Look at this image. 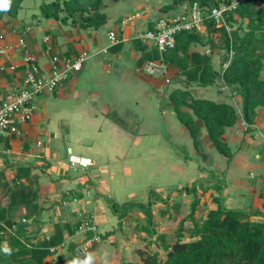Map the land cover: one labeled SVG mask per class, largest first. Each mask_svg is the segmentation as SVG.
<instances>
[{
	"label": "crops",
	"instance_id": "1",
	"mask_svg": "<svg viewBox=\"0 0 264 264\" xmlns=\"http://www.w3.org/2000/svg\"><path fill=\"white\" fill-rule=\"evenodd\" d=\"M139 6H143L142 0H135L132 16H116L111 18L112 21L108 18L109 28L100 36L97 32L102 27L96 31L79 30L51 19H46L45 23H40V19L34 24L29 18L37 15L39 10L28 5L21 6L16 20H0V106L7 94L23 85L21 60L25 51L36 58L41 71L46 74L52 70L55 55L68 59L82 51L88 55L83 67L71 78L55 90L34 98L29 118L21 122L20 116L15 117L17 133H6L0 140V208L8 205L9 192L13 188L24 187L28 191L20 193L10 205L15 214L20 213L14 218L17 227L31 235L38 231V242L50 235L54 223L80 221L81 226L76 232L65 235L64 243L56 248L53 261L59 254L66 262L77 258L74 254L67 260L71 254L66 247L68 241L76 242L81 234L85 237L86 231L81 233L83 222L95 224L100 232H110L91 248L93 252L105 255L106 260L113 258L120 251L119 245H125L124 241L121 244L115 238L120 231L115 230L117 223L121 221L122 230V223L136 209L128 210L119 219L112 212L110 203L120 206L131 197L134 198L132 202L144 203L149 199L163 202L164 194H175L172 190L178 188L177 159L181 158L175 146L180 139L189 142V178L186 175L185 181H189V187L195 186V197L198 198L202 190L209 192L214 204L213 197H221L227 207H257L264 211V109H258L254 124L257 129L252 136L244 133L245 124L241 119L226 130L225 138L233 150L236 149L230 162L209 141L202 121L193 116L199 141L195 148L188 130L173 111L170 92L165 90L177 69L165 64L164 75L156 77L145 73V63L149 61L145 52L150 45L137 38L147 29L145 16L136 11ZM113 19H117L118 28L109 24ZM110 30L116 34V43H111L108 37ZM12 34L16 35V41H12ZM19 39L23 40L24 47ZM192 49L202 51L205 48ZM218 53L217 50L213 52V62L222 67L227 64V56ZM118 61L128 62L130 67L123 66L118 72V80H110V72L114 70L111 66ZM11 65L17 66L11 69ZM114 84L123 87L119 89ZM125 85H130L128 91L137 94L134 100L130 99L136 109L132 113L124 110V103L118 99L120 93L127 91ZM218 92L229 98L228 103L238 106L239 97L221 80ZM148 108L152 115L159 114L166 121L168 132L165 136L142 127L141 118L144 119ZM71 154L88 157L91 164L86 168H70L68 157ZM216 185L220 187L216 188ZM136 191L138 197L133 194ZM30 192L37 196L32 203L20 201L27 198L22 195ZM190 192L193 194L192 189ZM248 196L251 197L249 202ZM34 203L41 208L40 216L22 221L26 210H31ZM0 227L11 230L1 217ZM91 231L94 237L95 232ZM84 237H81L84 244L92 239L84 240Z\"/></svg>",
	"mask_w": 264,
	"mask_h": 264
},
{
	"label": "trees",
	"instance_id": "2",
	"mask_svg": "<svg viewBox=\"0 0 264 264\" xmlns=\"http://www.w3.org/2000/svg\"><path fill=\"white\" fill-rule=\"evenodd\" d=\"M104 1L43 0L38 5L39 14L32 15V19H51L79 30L96 31L109 18L103 10ZM22 2L23 0H11L10 10L0 11V20H16ZM193 2L205 10L203 33L199 30L177 32L173 48L160 54L154 45H150L145 57L149 60H161L177 69V76L174 77L184 82L185 89L171 91L169 98L178 121L188 130L194 147L198 148L199 141L193 116L202 121L209 141L230 162L236 149L233 150L225 138L226 130L241 119L245 124L244 133L252 136L257 129L254 124L258 109H264V0H168L159 10L162 15L180 12ZM220 4L230 8L223 11L224 24L217 26L206 15V9ZM147 29H154V21H148ZM215 34L217 39L214 38ZM200 47L205 49H192ZM216 50L227 56L225 66L214 67L213 52ZM220 80L239 97V107L233 103L193 96L187 89L192 85L207 86ZM17 177L20 178V174L17 173ZM215 187L219 188L220 185ZM192 190L189 212L180 220L174 233L175 239L169 242L167 234L158 233L152 222L151 206L156 201H148L146 205L141 202H127L120 206L110 203L112 212L119 219L133 208L142 210L146 215L145 223H136L137 230L144 234L142 240L145 241L144 247L136 248L138 260L132 261L122 255L118 264H264V211L257 207H227L221 197H213L216 207L209 209L204 217H196L199 199L194 195L195 187ZM27 192L24 187L13 188L9 192L8 205L0 208L2 221L11 229L8 231L0 227V264H66L62 254L54 261L53 256L56 248L64 243L65 235L74 234L81 226L80 221L74 219L72 222L54 223L50 235L36 242L38 231L31 235L25 229L17 227L14 218L20 216V213L15 214L10 209V205L14 204L13 199L19 197L20 193ZM22 197L27 198L20 201L26 200L30 204L37 196L30 192ZM262 207L264 208V201ZM40 211L41 208L34 203L33 208L26 210L22 219L37 218ZM161 212L164 214L163 210ZM187 219L191 222L187 229L190 240H183V224ZM117 224L115 230H121V221ZM92 232L86 231L85 240L92 237ZM109 233L100 234L99 237L104 239ZM151 244L163 251V257L159 251L148 249ZM76 247L75 241L67 242L66 248L71 254L67 260L73 258ZM4 248L11 249V255H5L2 251Z\"/></svg>",
	"mask_w": 264,
	"mask_h": 264
},
{
	"label": "rangeland",
	"instance_id": "3",
	"mask_svg": "<svg viewBox=\"0 0 264 264\" xmlns=\"http://www.w3.org/2000/svg\"><path fill=\"white\" fill-rule=\"evenodd\" d=\"M43 0H25L22 2V7L28 5V7H37L36 9H38V5L42 2ZM168 0H142V4L143 6H139V9L136 10L137 12H139V14L145 16L146 19V23H148L149 20H155L158 16H161L162 13L159 10L162 5ZM141 2V1H140ZM29 3V4H28ZM135 4V0H119L117 2H113L110 0H105L104 4H103V10L108 14L110 21L112 17H119V16H125V18L132 16L135 11L132 12L131 8L132 5ZM142 7V8H140ZM39 10V9H38ZM38 12V11H37ZM39 14V12H38ZM37 14V15H38ZM30 22H33L34 24H36V20L32 19V16L29 18ZM46 19H41V21H39L40 23H45ZM109 21V22H110ZM58 22V21H57ZM117 19H113V22H110L109 24L112 26L117 27ZM145 22V20H144ZM59 24H62L60 22H58ZM202 26V25H201ZM103 28V29H102ZM101 28V31H98V35L100 36L102 33H105V31L108 30L109 26L106 24L104 25V27ZM201 32L203 33V27L200 28ZM12 41H16V35L12 34L11 36ZM214 38L217 39V34L214 35ZM220 56H222V53L219 52L218 53ZM129 66L128 62L125 61H118L114 64H112L111 68H113L114 70L112 72H110L109 79L110 80H118L119 74L118 72L120 71V69L123 66ZM214 67L219 68V64L218 63H214ZM146 73V71H145ZM147 74V73H146ZM262 75L264 76V72L262 73ZM156 76L157 75H153ZM112 83V82H111ZM117 84H114V86ZM127 91H125L122 95L120 93V95L118 96V99L121 100V102L124 103V110L128 111V112H135L136 109H134L135 104L132 100L130 99H135V96H137V94H132L131 91H128V88L130 87L125 85ZM117 87H119V89H121L123 87V85L118 84ZM134 87V86H133ZM136 88V87H135ZM177 88L180 89H185V86L183 85L182 82H180V80H177L175 77L171 78V81L169 83H167L165 85V90L167 92H171L176 90ZM218 88H219V81H215L213 84L211 85H207V86H198V85H192L191 87H187L188 90L191 91L193 96L196 97H203L205 99H210V100H214V101H222V102H229V98L228 97H224L222 96L219 92H218ZM118 93V92H116ZM115 97H117L115 95ZM127 100V102H125ZM142 110H140L141 112ZM155 114V113H154ZM158 114V113H156ZM142 119L141 123H144V125H142V127L146 128V129H152L154 131H157L160 135L165 136V134L168 132V125L167 123H165L166 121L164 119H161L156 115H152V110L151 109H147L146 112V116ZM138 128V127H136ZM189 142L186 141H182L181 139L178 141V144H176L175 149L178 148V153L181 156V158L177 159L179 161H177L178 165H177V170H178V188L172 190L175 191L172 196L170 195V192H164L167 194H164L163 199H164V203L161 201H156L152 204L151 208H152V222L154 224V228L156 229V231L161 232V233H166L167 234V241H173L175 239V230L178 228L179 226V222L180 220L188 214L189 212V204L190 201L193 197V194H191L190 190L193 189V187L195 186H190L189 187V181H185L186 179V175L189 178ZM216 151V150H215ZM147 165V164H146ZM181 165V166H180ZM172 179V176H171ZM168 180L170 181V178H168ZM172 181V180H171ZM173 182V181H172ZM190 188V189H189ZM136 195V197H138V191H136L135 193H133ZM195 195V194H194ZM199 197V205L196 211V217H204L206 212L211 209V207H215V204L211 202V197H209V192H202V190L199 191L198 193ZM196 196V195H195ZM151 198H153V195L150 196ZM167 197V198H166ZM165 198L167 200H165ZM250 196H248L246 198V200H250ZM134 199V198H133ZM132 197L131 199L126 200V202H132ZM150 201V199H149ZM148 202V200L143 203L144 205H146V203ZM249 202V201H248ZM205 203V204H203ZM172 204H176L175 206H171ZM161 210L163 211H167L165 214H162ZM145 223L146 222V215L144 214L143 211H140L139 209H136L133 211V214H130L128 216V218L125 220V222L122 223V230L118 231L116 234L118 235V237H115L119 242L122 241L125 242V245H123L122 247L119 245V249L120 251H117L113 258H110L108 260H106V256L105 255H101L100 252H93L91 245L96 244L97 242H99L101 240V238L99 237V235L103 232H100L97 227L95 226V224L91 225L92 227H94V232L95 235L94 237H92V239L87 243L84 244V242H82V238L84 237V233L83 231L81 233L78 240H76L77 243V247L81 250H83L84 252V256H88V254H91V256L93 257L92 261L90 262V264H116L117 261H119V259L121 258L122 255H125L127 257V259L132 260V261H137L138 260V256L135 253L136 248L138 247H144V243L145 241L142 240V234L140 235V232L137 230V226L136 223ZM84 223V222H83ZM189 226H191V222L189 221V219L185 220L183 227H184V231H183V240H190L189 238V234L187 229L189 228ZM124 234V235H123ZM126 237V238H123ZM144 237V236H143ZM154 238V237H152ZM75 239V237H74ZM85 240V239H84ZM126 247V248H125ZM149 250H157L160 252V256L163 257V251L158 249L156 247L155 244H151L148 247ZM75 256L77 257V255L75 254Z\"/></svg>",
	"mask_w": 264,
	"mask_h": 264
},
{
	"label": "built area",
	"instance_id": "4",
	"mask_svg": "<svg viewBox=\"0 0 264 264\" xmlns=\"http://www.w3.org/2000/svg\"><path fill=\"white\" fill-rule=\"evenodd\" d=\"M230 8L220 4L206 9V15L211 17L217 26L224 24L223 11ZM205 11V10H204ZM204 11L193 2L185 10L171 14L158 16L154 20V29H146L137 35V38L148 45H154L161 54L167 49H171L175 45V34L177 32L187 30H198L202 25V20L205 18ZM228 29V27H227ZM108 37L111 43H116L117 38L114 30L108 32ZM20 44L24 47L22 39H19ZM88 55L85 51L80 52L73 59L58 56L52 57V70L46 74L41 71L40 65L36 58L25 51L22 56L21 65L23 71V85L14 92L7 94L0 106V140L1 137L8 133H17L15 117L18 115L19 121L23 122L31 115L34 105V98L43 92H51L55 90L64 80L71 78L73 74L78 72L85 63ZM59 62V65H56ZM17 65H11L14 69ZM225 66V65H224ZM144 70L150 75L166 74V67L161 60H149L145 63ZM167 81V80H166ZM37 144H40L38 141ZM2 151L0 143V153ZM91 164V159L81 155L71 154L68 157V166L73 169L86 168ZM24 221V219H22ZM83 232L94 230V227L83 223ZM77 258L85 260L83 250L76 248Z\"/></svg>",
	"mask_w": 264,
	"mask_h": 264
},
{
	"label": "clouds",
	"instance_id": "5",
	"mask_svg": "<svg viewBox=\"0 0 264 264\" xmlns=\"http://www.w3.org/2000/svg\"><path fill=\"white\" fill-rule=\"evenodd\" d=\"M11 6V0H0V11H8L10 10ZM2 251L5 253V255H11V249L4 248ZM93 257L91 254H88V256L85 258V260H79L78 258H75L71 261H67L66 264H90Z\"/></svg>",
	"mask_w": 264,
	"mask_h": 264
}]
</instances>
